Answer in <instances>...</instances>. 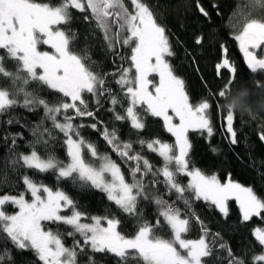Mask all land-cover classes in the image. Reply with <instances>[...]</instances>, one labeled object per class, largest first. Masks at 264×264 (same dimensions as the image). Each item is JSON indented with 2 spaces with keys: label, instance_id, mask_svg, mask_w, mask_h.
<instances>
[{
  "label": "snow or ice",
  "instance_id": "6c2138e0",
  "mask_svg": "<svg viewBox=\"0 0 264 264\" xmlns=\"http://www.w3.org/2000/svg\"><path fill=\"white\" fill-rule=\"evenodd\" d=\"M248 6L252 10H264V0H248ZM197 7L205 17L209 16L199 3ZM73 9L83 13V19L90 25L94 22L91 34L98 32L97 39L102 36L108 52L116 56L118 48H130V57L120 56L121 60H130L129 67L121 64L112 73L93 71L88 41L84 54L73 50L78 38L70 27ZM234 39L251 72L264 70V57L257 51L264 49V15H245L242 30ZM202 42L203 37L198 36L196 43ZM42 46L48 50H41ZM0 50L6 54L0 55V117H9L0 123L19 125L20 118L11 114L16 108L29 112L42 108L44 113L30 129L33 137L27 141L30 151L17 152L18 141L24 140L22 133L6 132L3 136L7 154L0 167V184H9L10 174L15 173L18 180L22 178L25 191L0 195V240L4 242L0 264H16L14 251L34 253L39 264H80V257L86 258V264H97L96 253L112 254L117 264L132 261L135 264H212L214 257L220 259L227 251V264H247L226 242H221L219 233L211 241L207 239L210 232L192 209V200L209 201L226 219V202L235 198L241 219L246 222L264 214V199L252 187L233 182L221 184L216 175H205L191 166L192 145L188 132L197 130L209 137L213 135L210 116L213 102L209 98H202L195 105L190 102L185 81L174 74L166 59L175 55L167 29L145 0H131V10L125 0H61L56 5L37 0H0ZM8 62L13 64L12 70L7 67ZM221 68H227L233 75L213 96L227 100L232 95L230 89L235 83L236 69L226 57L217 64L218 74ZM153 74L158 76V83L151 78ZM109 77L115 78L123 100L108 86ZM256 87L264 88V83H257ZM45 89L61 94L63 99L50 103L43 96ZM237 91H242L249 100L253 98L252 89L247 86L241 85ZM85 93L95 101V110L85 99ZM106 99L114 120L128 122L137 134L136 140H122L117 128L109 129L98 119V111ZM124 101L128 106L121 114L116 106L123 107ZM223 107L227 108V132L235 145V101L221 106V110ZM148 115L162 119L164 130L175 138L174 144L159 138H142ZM77 119L81 123L77 124ZM84 119L92 122L85 124ZM177 119L179 122L175 123ZM88 127L100 131L111 151L127 165L131 182L120 164L108 153H100L97 145L85 138L82 129ZM61 134L67 162L60 160L50 147ZM259 139L264 142V133ZM136 144L141 151L136 150ZM145 147L161 158V167L154 168L143 154ZM29 170L52 172L58 182L71 181L73 185L79 183L81 187L90 186L104 193L120 212L137 220L135 235H123L118 230L121 219L116 216L88 217L68 192L37 183L28 174ZM149 176L152 179L146 182ZM179 176L189 177L187 185L179 181ZM160 183L167 193H175V201L164 198L156 187ZM29 193L31 200L25 198ZM141 201L156 206L155 223L144 219ZM177 201H182L183 209ZM7 204L18 211L8 214ZM65 210L71 214H63ZM44 222L67 225L70 230L46 229ZM194 222L200 225L202 235L196 240L187 239ZM252 235L264 248V228L254 229ZM66 237L72 238L71 247L66 246ZM259 262H264V252L253 256V264Z\"/></svg>",
  "mask_w": 264,
  "mask_h": 264
},
{
  "label": "trees",
  "instance_id": "16d2710c",
  "mask_svg": "<svg viewBox=\"0 0 264 264\" xmlns=\"http://www.w3.org/2000/svg\"><path fill=\"white\" fill-rule=\"evenodd\" d=\"M37 2L56 5L61 0H37ZM145 2L156 14L159 23L167 29V35L175 55L166 57V59L172 65L174 74L185 81L190 102L195 105L202 98H209L213 102V107L210 110L213 135L209 137L206 132L197 130H189L188 132V138L192 145L189 154L191 166L200 169L205 175H216L222 184L229 181L245 187H252L257 196L264 199V142L259 139V135L264 133V88L258 89L256 87L257 83H264V72L252 73L245 68L237 41L234 39V35L242 30L245 15L250 14L253 17H258L264 15V10H252L248 6V0H145ZM125 3L131 10V2L125 0ZM198 3L209 13L208 17L199 11ZM71 11L73 20L70 27L78 34L73 50L84 54L86 40L88 41V46L91 48L90 63L94 62L92 64L93 71L112 73L121 64L123 67L130 66V60L120 59V56L130 57V48H118L119 55L114 56L107 51L102 36L97 39L98 32L97 35L91 34L90 30L94 27V22L90 25L83 19V13L75 9ZM198 36L203 37V42L199 45L196 43ZM221 45L224 46V49L221 48ZM41 50H48L47 46H42ZM0 55L6 54L0 50ZM259 56H261L260 53ZM225 57L236 69L235 83L230 89L232 95L227 100L213 96V93L224 88L233 75L227 68H221L218 74L217 64L221 63ZM7 67L12 70L13 64L8 62ZM241 85L252 89L253 98L251 100L247 99L242 91H237ZM108 86L122 100L124 99L114 77H109ZM43 96L50 103H59L63 99L61 94L51 92L48 89L44 90ZM84 96L91 108L95 110V101L91 95L85 93ZM233 101H235L237 108L234 118V130L237 133L235 145L231 143L230 134L226 128L227 108L223 107L221 110V106ZM127 106V102L124 101L123 107L116 106L117 111L123 114L124 108ZM109 107L111 105L106 99L98 111V119L107 124L109 129L117 128L122 140H136L137 134L130 128L128 122L115 121L113 113L108 111ZM11 114L20 118V124L14 123L8 126L6 123H0V167H3L4 158L7 154V146L3 143L5 133H22L24 140L18 141L17 152H28L30 149L27 147V141L33 139L30 129L44 115L42 108H37L34 112L16 108L12 110ZM141 114L144 115L142 111ZM8 118V115H4L0 117V121H6ZM145 119L146 128L141 133L142 138L149 140L159 138L170 144L175 143L174 137L164 130L162 119L150 115L146 116ZM75 122L79 124L81 120L77 119ZM91 122L90 119L83 120L85 124ZM48 126L51 127L50 122ZM82 134L97 145L100 153H108L114 161L120 164L126 178L131 182L127 165L111 151L103 140L100 131L88 127L82 129ZM50 147L60 160L67 162L62 134L59 136V140L51 143ZM135 148L137 151H141L139 144H136ZM213 148L217 151L213 152ZM40 151L43 153V148H40ZM142 151L154 168L162 166L163 161L159 156L149 152L146 147ZM28 174L37 183H43L54 190L59 187L68 192L75 200L78 209L86 213L88 217L97 215L116 216L121 219L118 230L128 237L135 235L138 227L137 220L120 212L99 190L90 186L81 187L79 183L73 185L71 181L62 180L58 182L52 172L35 173L29 170ZM10 175L9 184H0V195L5 193L17 195L25 191L22 178L18 180L15 173ZM151 179V176L146 177V182ZM159 179L162 180V177ZM178 179L183 185H187L189 180L187 176H179ZM156 187L164 194L165 199L170 201L177 199L175 193H167L163 183ZM188 195L191 196L192 194L188 193ZM25 198L31 200L30 194H26ZM226 203L228 208L226 219L209 201L193 199L192 209L209 230L210 235L207 237L209 241L212 240L214 234L219 233L221 242H226L236 256L245 259L247 264H253V256L264 252V248L258 244L252 235L254 229L264 228V214L254 216L249 221L244 222L241 219V212L236 201L229 199ZM177 204L183 209L182 201H177ZM140 207L144 211V219L155 223L157 218L156 206L149 201H141ZM5 210L8 214H14L18 209L7 204ZM63 214L70 215L71 213L65 210ZM86 222L90 221L86 220ZM44 226L53 231L59 229L66 232L70 230L67 225L50 222H44ZM165 231L168 230L165 229ZM201 235L200 225L194 222L186 234V238L196 240ZM72 242V238H65L66 246L71 247ZM8 247L11 248L10 243ZM216 247L219 248V243ZM3 248L4 242L0 240V251H3ZM13 255L16 264H39L32 252L21 254L19 251H14ZM94 255L97 264H117V258L110 253H96ZM80 264H86L85 257H80ZM130 264H135V262L132 261ZM212 264H227V251L222 254L220 259L214 257ZM259 264H264V262H259Z\"/></svg>",
  "mask_w": 264,
  "mask_h": 264
},
{
  "label": "rangeland",
  "instance_id": "374dc122",
  "mask_svg": "<svg viewBox=\"0 0 264 264\" xmlns=\"http://www.w3.org/2000/svg\"><path fill=\"white\" fill-rule=\"evenodd\" d=\"M130 2H131V0H129ZM237 46H238V48H239V51H240V47H239V43H238V41H237ZM260 54H261V56L262 57H264V49H260V50H257ZM240 53H241V51H240ZM134 70V69H133ZM152 79H154V81L155 82H157L158 83V80H159V78H158V76H155V74H153V76L151 77ZM174 122L175 123H178L179 121H178V119L177 120H174ZM175 139V138H174ZM189 178V177H188ZM229 182V181H228ZM228 182H226V183H228ZM225 183V184H226ZM222 184V183H221ZM30 194V193H29ZM230 199H234L235 200V198H230ZM203 200V199H202ZM236 201V200H235ZM236 203H237V201H236ZM237 205H238V203H237ZM239 206V205H238ZM240 209V208H239ZM18 211V210H17ZM84 222H86V221H84Z\"/></svg>",
  "mask_w": 264,
  "mask_h": 264
},
{
  "label": "water",
  "instance_id": "95a60500",
  "mask_svg": "<svg viewBox=\"0 0 264 264\" xmlns=\"http://www.w3.org/2000/svg\"><path fill=\"white\" fill-rule=\"evenodd\" d=\"M241 58H242V62H243V65L245 66V68L251 72V70L247 67V64L245 62V59H244V56H243V53L241 52ZM258 71H261V72H264V70H258Z\"/></svg>",
  "mask_w": 264,
  "mask_h": 264
},
{
  "label": "flooded vegetation",
  "instance_id": "af4514ba",
  "mask_svg": "<svg viewBox=\"0 0 264 264\" xmlns=\"http://www.w3.org/2000/svg\"><path fill=\"white\" fill-rule=\"evenodd\" d=\"M262 57V56H261Z\"/></svg>",
  "mask_w": 264,
  "mask_h": 264
}]
</instances>
